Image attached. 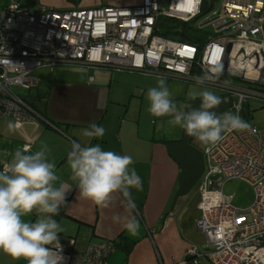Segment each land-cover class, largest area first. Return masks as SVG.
<instances>
[{
    "label": "built area",
    "instance_id": "2783aa9c",
    "mask_svg": "<svg viewBox=\"0 0 264 264\" xmlns=\"http://www.w3.org/2000/svg\"><path fill=\"white\" fill-rule=\"evenodd\" d=\"M35 1L8 0L1 15L0 119L40 118L17 92L36 89L37 72L59 66L163 76L205 86L227 98L238 115L251 101L264 106V0H222L221 7L208 14L211 8H203L214 0H142L137 6L65 11L29 9ZM199 17L193 27L199 36L195 43L161 34L166 23L175 26ZM217 66V78L196 82ZM207 156L213 164L202 185L197 223L211 249L208 260L264 264V130L250 126L226 133ZM234 179L256 191V202L247 211L234 207V195L223 192ZM112 253L111 242H92L84 252L62 250V264H109ZM187 255L196 258L200 253L190 248ZM198 263L196 258L190 264Z\"/></svg>",
    "mask_w": 264,
    "mask_h": 264
},
{
    "label": "crops",
    "instance_id": "0c3cea01",
    "mask_svg": "<svg viewBox=\"0 0 264 264\" xmlns=\"http://www.w3.org/2000/svg\"><path fill=\"white\" fill-rule=\"evenodd\" d=\"M7 3L8 0H5L0 21ZM35 3L37 8L42 6L65 11L108 5L137 6L142 4V0H36ZM90 75L94 77L93 84L89 83L88 77L86 83L50 79V85L40 73L37 75L39 86L30 91L26 99L41 117L22 121L0 119V171L10 162L16 149L24 148L32 154L47 145V159L55 164V172L60 178L56 186L63 183L69 189L58 214L53 216L64 229L58 234L62 250L84 252L92 242L108 241L113 244L114 264H190L196 258H199L198 264H212L207 260L208 253H203L205 247L201 245L199 236L202 234L197 228L200 217L191 211L199 210L202 184L211 168L207 150L213 145L196 142L179 126H176L179 133L172 135L174 137L157 136L156 131L152 136L141 128L137 135L123 128L119 130V138L105 134L100 138L84 137L83 130L90 124L104 125L108 104L105 99L107 90L104 88L106 78L98 82L93 70ZM180 83L183 82L166 81L173 100L177 104L187 102L198 108L200 98L189 100L185 96L186 86ZM218 96L222 103L213 111L217 114L228 113L232 103ZM166 119L160 117L153 123ZM9 122H13L16 129L6 133ZM74 142L81 146L99 144L104 150L132 157L130 168H135L143 185L142 190L131 189L135 202L132 212L126 209L121 193L113 194L108 208L98 207L90 200L79 197L77 182L71 179L67 161ZM125 217L136 219L139 224L137 234L133 235L123 228ZM24 219L34 222L37 216L33 212ZM190 248H195L200 256L188 257ZM0 264L27 262L24 259L15 260L0 251Z\"/></svg>",
    "mask_w": 264,
    "mask_h": 264
},
{
    "label": "clouds",
    "instance_id": "9594fccd",
    "mask_svg": "<svg viewBox=\"0 0 264 264\" xmlns=\"http://www.w3.org/2000/svg\"><path fill=\"white\" fill-rule=\"evenodd\" d=\"M220 68L196 77L198 84L218 77ZM199 96L198 108L184 102L177 104L166 84V77H159L157 86L148 89V112L156 118L169 117L168 123L179 126L186 135L202 145H215L224 134L243 131L250 127L239 115L217 114L213 109L222 103L220 96L211 90L190 93L188 99ZM16 125L9 122L6 133L14 132ZM105 128L95 123L83 130L87 138H100ZM48 147L43 145L35 153L27 149L15 150L10 162L0 171V251L15 260L24 259L27 264H62V248L59 233L64 229L53 219L66 200L69 189L55 172V164L47 159ZM72 176L77 182L79 197L90 200L101 208H108L114 193H121L129 212L135 209L131 189L142 190V180L133 159L102 149L99 144L81 146L74 142L67 157ZM35 212L37 219L26 221L24 217ZM119 219V217H117ZM123 228L135 235L139 224L134 217H125ZM54 245V247H49Z\"/></svg>",
    "mask_w": 264,
    "mask_h": 264
},
{
    "label": "rangeland",
    "instance_id": "374dc122",
    "mask_svg": "<svg viewBox=\"0 0 264 264\" xmlns=\"http://www.w3.org/2000/svg\"><path fill=\"white\" fill-rule=\"evenodd\" d=\"M221 5L222 0H214L212 5L207 4L204 6L203 11L211 8V11H205V14H208L209 12L218 10ZM4 6L5 0H0V13ZM37 7L38 6L36 3L31 5V9H38ZM203 37L206 38V36ZM196 38H199V36H196ZM90 72V69L84 67L59 66L52 71L50 69H42L37 72V75L40 73L49 85L51 82L50 79L57 81L58 78H60L61 81L68 83H86ZM93 75L98 82L106 78L104 82V88L107 90L105 99L108 100V104L104 117L105 123L103 125L106 130L105 136L119 138L121 133L119 130L123 128L128 129L127 131H133L136 135L138 134L140 128L152 136L154 135L155 131L157 136L166 135V137H174L172 135H175L176 132L179 133L178 129H176V126L168 123V120L170 119L169 117H167L166 120H160L161 122H156L154 124L153 121L159 118L153 117L147 110L149 105L146 94L148 89L157 86L158 77L133 72H119L105 69H95L93 70ZM54 77L57 78L55 79ZM180 85L186 86V97H189L190 93H199L203 90H211L205 86L197 84H188L183 82L180 83ZM42 88L43 87H41V89ZM14 91L17 92L16 89ZM17 93L26 97H28L30 94L28 91H20ZM196 98H199V96L197 95ZM228 113L238 115V112L233 110V108H231ZM239 116L250 126H256L258 129L264 130V106L262 102L251 101V103H246L243 107L242 113L239 114ZM210 163L212 166L213 162L210 161ZM218 178L219 177L216 175L212 177V180L216 181ZM223 192L226 196L234 195V207L243 211H247L251 206H253L257 199L255 189L248 182L240 179L228 181L223 187ZM191 213L197 214L199 217L202 215L200 210L195 212L191 211ZM199 236L201 238V245L204 244L203 246L205 247L203 253L210 252L211 249L206 247L204 236ZM85 249L86 248L84 247V250ZM113 256L114 255H112V257ZM115 260L116 259L113 257L111 259V264H114Z\"/></svg>",
    "mask_w": 264,
    "mask_h": 264
},
{
    "label": "trees",
    "instance_id": "16d2710c",
    "mask_svg": "<svg viewBox=\"0 0 264 264\" xmlns=\"http://www.w3.org/2000/svg\"><path fill=\"white\" fill-rule=\"evenodd\" d=\"M200 19L201 18L199 17L191 23L175 22V26L171 25V23H166L162 27L161 34L174 40H179L186 43H195L197 41L196 36L198 32L195 31L193 27Z\"/></svg>",
    "mask_w": 264,
    "mask_h": 264
}]
</instances>
